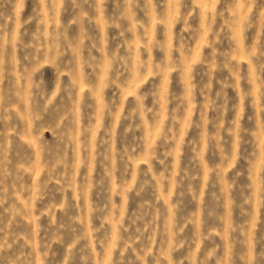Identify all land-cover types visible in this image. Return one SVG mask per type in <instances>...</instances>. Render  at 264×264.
Returning <instances> with one entry per match:
<instances>
[{"label": "rangeland", "instance_id": "rangeland-1", "mask_svg": "<svg viewBox=\"0 0 264 264\" xmlns=\"http://www.w3.org/2000/svg\"><path fill=\"white\" fill-rule=\"evenodd\" d=\"M0 264H264V0H0Z\"/></svg>", "mask_w": 264, "mask_h": 264}]
</instances>
